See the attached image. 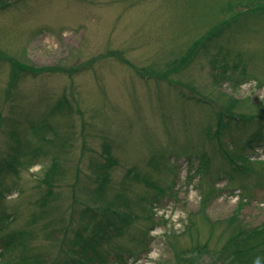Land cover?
I'll return each mask as SVG.
<instances>
[{
    "label": "rangeland",
    "instance_id": "374dc122",
    "mask_svg": "<svg viewBox=\"0 0 264 264\" xmlns=\"http://www.w3.org/2000/svg\"><path fill=\"white\" fill-rule=\"evenodd\" d=\"M228 1L0 10V264L233 263L221 249L237 224L264 222V126L228 118L264 111V16ZM15 58L33 70L10 83ZM110 203L130 221L102 232L95 257L85 239Z\"/></svg>",
    "mask_w": 264,
    "mask_h": 264
},
{
    "label": "trees",
    "instance_id": "16d2710c",
    "mask_svg": "<svg viewBox=\"0 0 264 264\" xmlns=\"http://www.w3.org/2000/svg\"><path fill=\"white\" fill-rule=\"evenodd\" d=\"M19 1L20 0H0V10L11 7L12 5H14L15 3L19 2ZM240 2H242V3L246 2V4H248V7L250 6L249 9H247V11L245 12L246 15H251V16L258 15L260 17L264 16V0H240ZM231 7H233V3H232V1L229 0L228 4L226 6H222L221 9H224V12L229 14V12L230 13L234 12V8H231ZM243 18H244V15L237 13V12H235L234 14L226 16V18L224 20L220 21L219 23H217L210 30V32L207 35L203 36L201 39L198 40V42H196V45H195V47L191 53L192 56H188V58L186 60H188V59L192 60L194 58V56L196 55L198 49L201 46H204L206 48V50H208L207 48L212 44V42L209 44H208V42L212 41L214 39V36H217L218 34L223 33V31L228 29L229 27H231L234 22H239ZM0 57L4 61L8 60V58H6V57L2 58L3 57L2 55ZM10 58H14V57H10ZM10 62L12 65L17 66V69L11 74V80L9 81L10 83H12L13 80H15V81L18 80L21 77V74H23V73H25V74H28L30 72L32 73L33 68L31 66H28V64L21 62L16 58L10 60ZM212 62L215 66H221L217 63L216 58L213 59ZM243 62H245V61H243L241 58V63L244 64L242 71H245L244 74L247 77V76H249V73L247 71L248 68H247L246 64ZM183 67L184 66H179V68L178 67L177 68L180 69ZM85 68H86V65L83 64L77 69V71L80 72L81 70H84ZM34 73L37 74L39 72L35 70ZM259 82H260V84H262V81H259ZM236 101L238 102L237 99L231 98L230 104L226 108L231 110L232 107L235 106ZM53 111H55V110L53 109L52 112ZM223 117H224V113L220 112L219 113V120H218L219 128L222 127L223 125H225L224 122L222 121ZM228 118H230L231 123L235 122V121H242V122L246 123V122H250V121H256L257 119L260 118L261 120L259 122H260L261 126L260 125L259 126L260 127L264 126V111L251 113L249 115L248 114H246V115L245 114H242V115L231 114V115H228ZM228 123H230V122H228ZM40 138H43V136H40ZM106 149L108 151L109 147ZM229 155H230L229 158H230L231 162L238 164V161H235V159L233 158V155H231V154H229ZM240 157H242V156L241 155L236 156V158H238V159ZM246 159H247V157H246ZM105 180H103V182L101 184L102 187L104 186ZM146 182L148 184H150V181L148 179H146ZM44 200H46V199H44ZM106 210H108L107 212H111L112 214H114V218L111 219L109 214L105 213V215L103 214V217H101L104 221L102 219L96 221L95 227L97 230L95 229L96 230L95 234H96L97 238L93 237L92 239L86 240L82 234L80 235V237L82 236L85 239V241H87L86 247L89 248L90 250H92L95 257L101 256V251L98 250L99 248H97V244L100 245V243H102V240H101V238L103 237L102 232L105 231L107 228H112V229L116 230L117 234L122 233L124 231V225L129 223V221H130V218L128 215L123 214V213L117 211L116 209H114L112 207L111 203L106 206ZM91 217H92V219H96L95 214L93 216L91 215ZM234 219L235 218H233V217L230 219L229 224L231 226L233 223H236L234 221ZM242 225L240 223L237 224L236 231L230 235L228 240L223 245L221 251L225 254L227 259H229L228 257H231V259H229V261H232L233 262L232 264H264V222L262 224H260L259 226H256V227L244 228L245 226L242 227ZM77 235L79 236V232H77ZM142 241L144 243V239H142ZM10 243H13L12 239L7 238L6 240H4L3 244L8 245ZM201 247L202 246H198L194 250L197 251ZM178 255H180L179 251H178ZM178 257H180V256H178ZM121 258L123 259V257H121Z\"/></svg>",
    "mask_w": 264,
    "mask_h": 264
}]
</instances>
